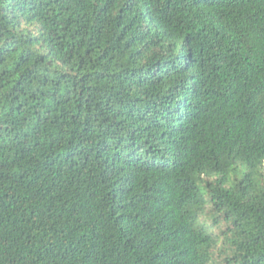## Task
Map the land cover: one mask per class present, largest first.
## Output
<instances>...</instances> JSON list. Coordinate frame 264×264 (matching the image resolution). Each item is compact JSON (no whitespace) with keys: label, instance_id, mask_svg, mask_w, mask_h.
<instances>
[{"label":"trees","instance_id":"obj_1","mask_svg":"<svg viewBox=\"0 0 264 264\" xmlns=\"http://www.w3.org/2000/svg\"><path fill=\"white\" fill-rule=\"evenodd\" d=\"M0 264H264V0H0Z\"/></svg>","mask_w":264,"mask_h":264}]
</instances>
